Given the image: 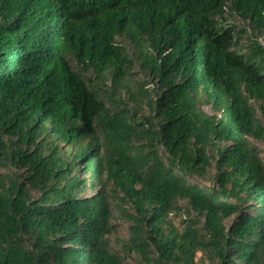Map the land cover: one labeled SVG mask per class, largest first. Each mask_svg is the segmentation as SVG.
<instances>
[{
  "label": "trees",
  "instance_id": "1",
  "mask_svg": "<svg viewBox=\"0 0 264 264\" xmlns=\"http://www.w3.org/2000/svg\"><path fill=\"white\" fill-rule=\"evenodd\" d=\"M257 142L264 0H0V264H264Z\"/></svg>",
  "mask_w": 264,
  "mask_h": 264
},
{
  "label": "rangeland",
  "instance_id": "2",
  "mask_svg": "<svg viewBox=\"0 0 264 264\" xmlns=\"http://www.w3.org/2000/svg\"><path fill=\"white\" fill-rule=\"evenodd\" d=\"M205 109L209 112H212L210 106H206ZM260 148H261V151H262V154L264 155V143H261V142H257L256 143ZM116 224H117V230L113 236V240H114V244L116 245V248L120 251H123L121 249V243H119V241L117 240V238H126L127 235H128V230H127V224L122 221V219H117L116 220ZM126 262L127 264H131V257H128L126 258Z\"/></svg>",
  "mask_w": 264,
  "mask_h": 264
}]
</instances>
